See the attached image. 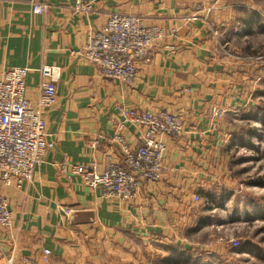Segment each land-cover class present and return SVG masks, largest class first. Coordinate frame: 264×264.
I'll list each match as a JSON object with an SVG mask.
<instances>
[{
	"label": "crops",
	"instance_id": "1",
	"mask_svg": "<svg viewBox=\"0 0 264 264\" xmlns=\"http://www.w3.org/2000/svg\"><path fill=\"white\" fill-rule=\"evenodd\" d=\"M36 2L48 12L34 15ZM79 3L91 12H75ZM258 8L254 0H0V78L30 69L26 95L36 106L40 70L61 71L57 104L44 112L54 148L31 183L2 190L15 222L0 227V264H43L44 249L52 252L50 264H146L138 252L183 243L198 219L194 201L231 185L225 144L232 116L264 93L239 59L222 53L230 23H248L244 13ZM115 13L141 16L166 33L133 87L103 78L75 56ZM122 107L179 113L186 121L182 138H162L163 180L143 185L130 203L105 200L62 171L65 163L102 169L107 157L122 163L112 143ZM126 136L133 147L140 144L136 128Z\"/></svg>",
	"mask_w": 264,
	"mask_h": 264
},
{
	"label": "built area",
	"instance_id": "2",
	"mask_svg": "<svg viewBox=\"0 0 264 264\" xmlns=\"http://www.w3.org/2000/svg\"><path fill=\"white\" fill-rule=\"evenodd\" d=\"M221 3L223 0H214ZM91 5H78L77 10L91 11ZM49 6L34 3L32 13L46 14ZM166 37L165 30L137 15L112 14L105 25L92 31L86 45L75 56L96 66L102 77L133 87L140 66L150 64L156 45ZM28 68H14L0 78V226L10 228L14 218L9 201L2 190L14 185L31 183L34 172L46 161L54 142L49 141L44 112L57 104V83L61 71L57 67L40 70L42 82L36 106L26 95ZM122 120L112 138L122 156V163L107 157L103 169L96 163L64 164L62 171L80 176L92 190L103 198L133 202L143 185L159 183L166 171L167 146L162 138L177 140L185 134V117L179 113L139 109H120ZM130 128L141 133L137 147L127 139ZM52 252L44 249L42 263L50 264Z\"/></svg>",
	"mask_w": 264,
	"mask_h": 264
},
{
	"label": "rangeland",
	"instance_id": "3",
	"mask_svg": "<svg viewBox=\"0 0 264 264\" xmlns=\"http://www.w3.org/2000/svg\"><path fill=\"white\" fill-rule=\"evenodd\" d=\"M254 2L258 11L244 13L249 17L248 23H230L222 53L239 59L236 61L242 62L241 67L252 80L264 85V0ZM80 4L74 11L89 13L90 10H77ZM255 101L252 108L231 115L232 133L225 144L231 185L211 190L212 201H207L204 195L194 201L199 204L196 225L186 231L185 241L179 245L187 255H194L189 264H264V93H259ZM92 191H98L102 197L99 190ZM201 219L205 224L197 226ZM171 245L152 247L143 255L138 252L137 257L145 258L146 264H170L165 259L176 254L168 251ZM240 250L248 252L240 254Z\"/></svg>",
	"mask_w": 264,
	"mask_h": 264
},
{
	"label": "trees",
	"instance_id": "4",
	"mask_svg": "<svg viewBox=\"0 0 264 264\" xmlns=\"http://www.w3.org/2000/svg\"><path fill=\"white\" fill-rule=\"evenodd\" d=\"M262 122H264V118L262 119ZM214 194H212L211 192L208 193H204V196L206 197L207 201H212V197ZM205 224V222L203 221V219H201L198 222L197 226H203ZM196 225V224H195ZM167 248V247H166ZM168 251L172 252H176V254L173 256H169L166 260V263H170V264H189L192 262L194 255L193 256H189L187 255V251L182 249V247H180L179 245L173 244L171 246L168 247ZM240 254H243L245 252H248L247 250H240L239 251ZM169 253V254H171Z\"/></svg>",
	"mask_w": 264,
	"mask_h": 264
}]
</instances>
